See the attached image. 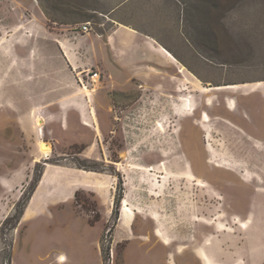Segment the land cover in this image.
Wrapping results in <instances>:
<instances>
[{"label": "rangeland", "instance_id": "rangeland-1", "mask_svg": "<svg viewBox=\"0 0 264 264\" xmlns=\"http://www.w3.org/2000/svg\"><path fill=\"white\" fill-rule=\"evenodd\" d=\"M118 22L171 45L184 71L93 82L88 69L81 84L61 68L56 28ZM69 94L93 126L65 136L50 116ZM261 113L264 0H0V264H264Z\"/></svg>", "mask_w": 264, "mask_h": 264}, {"label": "crops", "instance_id": "crops-1", "mask_svg": "<svg viewBox=\"0 0 264 264\" xmlns=\"http://www.w3.org/2000/svg\"><path fill=\"white\" fill-rule=\"evenodd\" d=\"M118 8L120 7L112 9L109 13L115 14ZM89 10L90 15L101 14L98 8H89ZM118 23V26H114L106 35L96 31L89 33H71L67 31L66 26H64V29L56 28L51 35H53L56 49L61 53V68L66 72L69 70L71 74H73V72L80 74L83 76V79L84 76H86L87 70L90 69L91 71L99 73L100 78L103 75L105 78L111 77L114 79H130L148 82L168 80L170 75L174 72L177 70L179 72L180 69L175 67L173 59L167 55V53H170L176 62H179L174 56L176 49H173L171 45L159 42L158 36L156 37L155 35L136 28H130L121 22ZM74 34L76 35L72 37ZM74 39H76L75 42H73ZM80 47L87 49V54L84 59H80L75 55V50ZM98 81H100V79L95 82ZM55 104L56 113L52 114L50 117L54 120H59L60 133L63 135L70 136V130L76 125H78L79 129L87 128V130L93 126L88 103H86V106H83V104L79 102L74 103L72 94H69V96L66 95L63 100H58ZM256 113L257 112H254L253 116L256 121L254 126L257 131L258 128H261V125L258 122ZM260 117L262 119L261 121L264 122L262 113ZM82 120L89 122L90 126L85 125L87 122L82 123ZM262 130L261 136H264V128ZM101 141L102 137L96 134L95 143L99 145ZM86 182L89 183L88 181ZM42 186L43 184H40V187L34 192L22 219L33 215L36 203L37 205L39 204V189H41ZM71 192L70 189H65L61 198L66 199L70 196ZM30 210L32 213L28 215ZM30 229H33V225L29 228V231ZM29 231L25 238V244L34 248V245H32V243H34L33 237Z\"/></svg>", "mask_w": 264, "mask_h": 264}, {"label": "bare ground", "instance_id": "bare-ground-1", "mask_svg": "<svg viewBox=\"0 0 264 264\" xmlns=\"http://www.w3.org/2000/svg\"><path fill=\"white\" fill-rule=\"evenodd\" d=\"M167 55L170 57V58H172L173 59V61L174 62H176V60L172 57V55H170V53H167ZM184 71V69H181L180 70V73H182ZM239 87H236V86H229V87H224V88H214L215 90H218V91H220V90H227V89H233V90H235V89H238ZM85 90L86 91H88L87 90V88H85ZM210 91H212V89H206V90H204V92H210ZM191 104H190V108H189V106L188 107H186L184 110H186V111H188V112H191V114L194 116L195 115V111H196V108L195 107H192L191 108ZM205 122L206 121H208V119H209V117L207 116V115H205ZM43 121H44V119H42V118H40V117H35V121H34V123H35V127L38 129V130H41L42 128H43ZM39 149H40V152H41V154L43 155V156H47V155H49V153H50V144H48V143H45L44 141H41L40 142V144H39ZM125 206L127 205V202L126 201H124V203H123ZM124 211H126V212H130L129 210H128V208H124L123 209ZM247 227V224H243L242 225V228L243 229H245ZM160 234V233H159ZM63 259V258H62ZM201 259H202V261H203V263L204 264H211V262H210V260H209V258L206 256V255H204L203 253H201Z\"/></svg>", "mask_w": 264, "mask_h": 264}, {"label": "built area", "instance_id": "built-area-1", "mask_svg": "<svg viewBox=\"0 0 264 264\" xmlns=\"http://www.w3.org/2000/svg\"><path fill=\"white\" fill-rule=\"evenodd\" d=\"M81 30H82L83 33H89V32H90V25H89V23L83 25V26L81 27ZM88 76H89L94 82L100 79V74L97 73V72L89 73V74L87 75V77H88ZM79 82H80L81 84H83L84 79H83V78H80V79H79Z\"/></svg>", "mask_w": 264, "mask_h": 264}, {"label": "trees", "instance_id": "trees-1", "mask_svg": "<svg viewBox=\"0 0 264 264\" xmlns=\"http://www.w3.org/2000/svg\"><path fill=\"white\" fill-rule=\"evenodd\" d=\"M29 202H26V204L24 205V207L22 208V213L20 214V218H22V216L24 215L25 209L27 207ZM20 205V204H19Z\"/></svg>", "mask_w": 264, "mask_h": 264}]
</instances>
